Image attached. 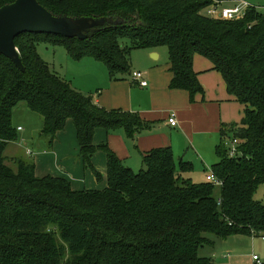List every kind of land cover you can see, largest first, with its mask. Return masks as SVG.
<instances>
[{"label":"trees","instance_id":"16d2710c","mask_svg":"<svg viewBox=\"0 0 264 264\" xmlns=\"http://www.w3.org/2000/svg\"><path fill=\"white\" fill-rule=\"evenodd\" d=\"M15 0H0V7ZM233 0H37L56 17L120 20L84 41L23 33L15 46L20 71L0 54V264H210L199 255L211 238L263 235L264 204L254 199L264 185V14L246 8L239 20L208 18L213 2ZM127 39L129 46L121 44ZM39 42L62 45L74 60L93 58L111 80L131 73L134 49L165 47L170 89L190 101L203 95L193 70L199 55L219 72L230 99L244 107L240 122L221 125L212 173L221 182L196 184L169 147L144 153L135 174L106 143L94 145L96 130H122L127 139L148 128L137 114L105 110L56 75L37 54ZM25 103L42 119L40 137L53 146L72 121L83 167L97 182L91 159L103 152L105 187L72 188L64 177L35 174V163L5 151L16 141L15 107ZM236 140V155L229 156ZM211 236V238H209Z\"/></svg>","mask_w":264,"mask_h":264},{"label":"crops","instance_id":"0c3cea01","mask_svg":"<svg viewBox=\"0 0 264 264\" xmlns=\"http://www.w3.org/2000/svg\"><path fill=\"white\" fill-rule=\"evenodd\" d=\"M225 3L228 2L221 5ZM149 52L153 60L160 59V56L155 54L156 49H150ZM77 65L79 79L89 73H91L89 74L90 77L97 74L100 79L92 86L85 82V84L75 82V79H72L69 83L74 89L90 96L93 104L105 110L135 113L140 116L143 122L148 124V128L139 132L133 140L127 139L123 131L117 130L114 133H107L101 129L95 131L93 144L106 143L123 162L131 157L132 152H136L142 161L144 153L153 149L166 147L171 149L173 138L184 135L183 130L187 126L191 125L197 128V125L202 122L205 125L204 131L208 133L218 131L220 140L221 125H229L223 123L226 118L222 114V107L225 102H233L234 100L229 98L220 73L213 70L212 64L199 55H195L193 58V70L197 74V80L204 93L202 96H195L194 101H190L186 91L169 88L172 77L168 61L162 65L150 64L147 67V72H144L148 83L146 88H140L133 84L130 74L119 77L117 80H111L105 65L93 58H83L77 62ZM171 113H174L177 121L174 127L167 122ZM19 128H16L17 131H21ZM66 139L71 142L72 156H69L71 152L63 145ZM11 145L17 148L15 143ZM76 145L77 149L75 148ZM29 151L26 149L25 153L31 155L33 152ZM77 152L78 155H76ZM103 154L97 152L91 159L94 169L101 175V182L106 180V159L105 154ZM46 155H55L56 167L60 169L57 174H48L49 176L67 178L76 191L98 188L99 182L96 181L90 169V173H88L89 170H85L79 157V145L72 121H67L64 130L57 134L53 143L52 154ZM74 155L76 156L75 160H73ZM37 167L38 165L35 164V171ZM187 173L184 174L187 175ZM83 177L87 178L86 182ZM190 181L192 182L191 178ZM216 188L220 187L216 186ZM211 240L213 243L202 248L205 251L202 257L209 258L210 264H264L263 256H259V254L263 255L264 253L263 235H233L223 239L211 238ZM253 256H257L258 261H254Z\"/></svg>","mask_w":264,"mask_h":264},{"label":"rangeland","instance_id":"374dc122","mask_svg":"<svg viewBox=\"0 0 264 264\" xmlns=\"http://www.w3.org/2000/svg\"><path fill=\"white\" fill-rule=\"evenodd\" d=\"M245 3L256 8L260 13L264 14V0H233L232 2L221 5L220 9L243 6ZM121 44L124 46H129L127 39L121 40ZM149 50L150 49H134L131 51L129 55L131 71H139L144 73L147 72V67L150 66V64L162 65L167 63L168 52L165 47L156 49L155 54L160 56V59L158 58L157 60L152 59ZM36 51L38 56L49 65L53 72L67 82H71L72 79H75V82H85L87 85L92 86L100 79L97 74H94V77H90L89 74L91 73L84 77H80L79 79L77 75L79 72L77 65L78 60L72 59L66 48L62 45H53L51 43L49 44L39 42V44L36 45ZM243 111L244 107L241 104L234 101L225 102L222 107V114L226 119H224L225 121H223V123H239ZM208 115L211 116L209 113ZM12 125L15 129L20 127L21 131H16L15 146H17V148H14L12 145H10L5 151L7 164L12 166V163L8 161L11 156H23L33 160V162L38 165L35 171L37 177H43L48 174H57V171H60V169L59 167H56L57 161H55V155H46L52 154L53 146L49 147L47 144V139L40 137V132L43 126L41 117L38 114L30 111L25 103H20L13 110ZM204 127L205 125L202 122L197 125V128H194L191 125L185 127V130H183L184 135L182 134L180 137H174L171 146L173 158L175 164L177 165V170H179V160L188 163L191 170L186 176L191 178L192 182L196 184L206 182V175L212 172V167L217 161L215 156V147L219 145L218 131L208 133L204 131ZM193 132L196 133L193 134ZM63 145L69 150V152H71L69 156H72L73 152L71 150L70 140L66 139V142L63 143ZM75 148L77 149V145ZM26 149H29V152L33 153L31 155H27L25 153ZM76 155H78V152ZM75 159L76 156L74 155L73 160ZM123 164L126 167H129L135 174L143 170L142 161L136 152H132L131 157L126 160V162L124 161ZM85 170L88 171L89 169L86 168ZM88 173H90V170ZM61 174H63L62 171ZM104 182L105 180L102 182L100 181L98 188L93 190L103 189L105 186ZM218 194L219 188H215V196H218ZM254 199L264 204V185L257 189ZM209 238H211V236H209ZM203 254H205V251L200 249L199 255L203 256ZM259 256H263L264 258V253L263 255L259 254Z\"/></svg>","mask_w":264,"mask_h":264},{"label":"water","instance_id":"95a60500","mask_svg":"<svg viewBox=\"0 0 264 264\" xmlns=\"http://www.w3.org/2000/svg\"><path fill=\"white\" fill-rule=\"evenodd\" d=\"M122 21L88 17H56L37 0H15L0 7V54L23 71L15 38L23 33L50 34L84 41L102 29L120 26Z\"/></svg>","mask_w":264,"mask_h":264},{"label":"built area","instance_id":"2783aa9c","mask_svg":"<svg viewBox=\"0 0 264 264\" xmlns=\"http://www.w3.org/2000/svg\"><path fill=\"white\" fill-rule=\"evenodd\" d=\"M221 4H222L221 2H213L211 5H209L208 7H206L203 10V12H202L203 15L208 17V18H212V19L234 21V20H239L240 18H242L246 8L250 7L249 5H247L245 3L243 6H236L233 8L220 9ZM130 79H131V82L133 84H136L140 88H146L148 86L147 80L145 79V74L142 72L132 71L130 73ZM167 122L169 125H171L173 127L177 124L174 113H171L169 115ZM236 146H237V142H236V140H233L230 143V147H229V156L230 157H234L236 155ZM206 179L208 182L213 183L215 186L220 187V185H221V182L216 180V178L214 177L212 172H210L207 175ZM263 241H264V237H263ZM253 260L258 261L257 256H253Z\"/></svg>","mask_w":264,"mask_h":264}]
</instances>
